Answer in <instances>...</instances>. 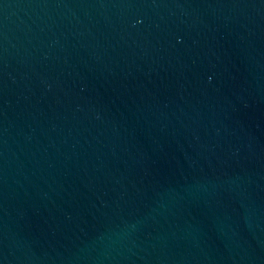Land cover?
Segmentation results:
<instances>
[{"label":"water","instance_id":"95a60500","mask_svg":"<svg viewBox=\"0 0 264 264\" xmlns=\"http://www.w3.org/2000/svg\"><path fill=\"white\" fill-rule=\"evenodd\" d=\"M0 264H264V0H0Z\"/></svg>","mask_w":264,"mask_h":264}]
</instances>
